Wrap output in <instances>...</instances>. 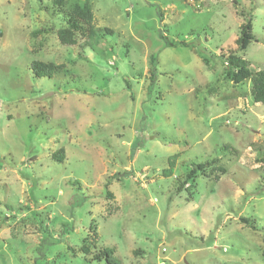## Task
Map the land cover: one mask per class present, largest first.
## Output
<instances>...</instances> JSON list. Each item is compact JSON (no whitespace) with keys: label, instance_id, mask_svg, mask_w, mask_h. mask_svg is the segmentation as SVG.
Returning <instances> with one entry per match:
<instances>
[{"label":"rangeland","instance_id":"obj_1","mask_svg":"<svg viewBox=\"0 0 264 264\" xmlns=\"http://www.w3.org/2000/svg\"><path fill=\"white\" fill-rule=\"evenodd\" d=\"M93 13L100 39L65 46L54 0H0V264H105L101 250L117 264H264V104L219 60L248 18L238 56L264 69V0H93ZM34 60L63 69L35 78ZM211 161L219 181L177 192Z\"/></svg>","mask_w":264,"mask_h":264},{"label":"trees","instance_id":"obj_2","mask_svg":"<svg viewBox=\"0 0 264 264\" xmlns=\"http://www.w3.org/2000/svg\"><path fill=\"white\" fill-rule=\"evenodd\" d=\"M235 2V1H234ZM54 4L57 6L63 7L66 10V26L59 29L56 34L59 39L60 44L65 46H74L77 44V36L86 37L87 41L84 42L85 46H90V40L97 42L100 38L96 32L94 26V13H93V0H54ZM241 16L244 17L245 13L240 12ZM247 17V15H246ZM250 19H246L245 23L241 24L239 30V36L235 40L237 49L235 51L229 50L225 54L219 56L220 62L223 64V77L224 80L232 82L234 85H239L244 83L247 80H250V97L254 103L264 104V69L257 72H253L250 69V63L238 56V53L247 49L249 43L254 39L251 33ZM108 34L111 33L110 30H106ZM42 31H36L32 33V36H37L38 33ZM181 46H186V44H180ZM93 47V46H91ZM204 64L207 63V60L204 57H201ZM63 69L62 65L55 64L53 62H42L34 60L30 64V70L35 78H52L54 75L58 74ZM216 87L213 85L208 89V92H215ZM225 150L229 148L224 145ZM64 151L62 149L56 151L52 158L58 163L64 162ZM178 155L172 156L168 159V168L163 171L164 177H171L173 172V166L175 165ZM259 162L264 163V157L259 159ZM214 162L199 163L193 165L188 174L186 175L182 184L178 185L176 188L178 193L184 188L191 180H194L197 176L201 175L208 178L213 175L214 181H219L220 176L225 174L226 170L217 165H213ZM213 165V166H212ZM207 167H211L207 171ZM109 198H112V195H107ZM242 223L248 224L249 221L245 218L241 219ZM91 238L94 242L97 239L96 233L92 231ZM81 247V252L88 256L90 252V244L86 243ZM112 250H101L98 253L92 255L91 259L93 261H102L104 260L105 264H117L116 261L112 258ZM141 254V251L135 252L134 255ZM262 258L264 261V251L262 252Z\"/></svg>","mask_w":264,"mask_h":264}]
</instances>
